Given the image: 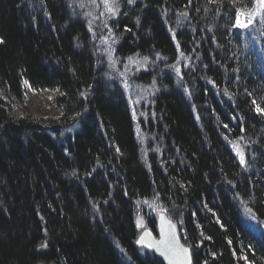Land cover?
Segmentation results:
<instances>
[{
  "label": "trees",
  "instance_id": "16d2710c",
  "mask_svg": "<svg viewBox=\"0 0 264 264\" xmlns=\"http://www.w3.org/2000/svg\"><path fill=\"white\" fill-rule=\"evenodd\" d=\"M0 39V264H162L156 210L194 264H264L256 0H0Z\"/></svg>",
  "mask_w": 264,
  "mask_h": 264
},
{
  "label": "water",
  "instance_id": "95a60500",
  "mask_svg": "<svg viewBox=\"0 0 264 264\" xmlns=\"http://www.w3.org/2000/svg\"><path fill=\"white\" fill-rule=\"evenodd\" d=\"M137 228L142 231V233L136 242V246L153 254L162 264H187L186 261L176 259L172 255V252L169 251L167 247L168 243H173L177 246L187 248L189 250L191 262L194 264L193 252L191 248L184 245L180 238L176 224L169 219L167 214L163 212L159 214L157 221V233H154L151 229L147 228L143 219L137 220Z\"/></svg>",
  "mask_w": 264,
  "mask_h": 264
},
{
  "label": "snow or ice",
  "instance_id": "6c2138e0",
  "mask_svg": "<svg viewBox=\"0 0 264 264\" xmlns=\"http://www.w3.org/2000/svg\"><path fill=\"white\" fill-rule=\"evenodd\" d=\"M93 3H95V0H92ZM105 6L108 8V11L110 13H112L113 15L117 14V6L120 2V0H103ZM189 3H191V0H188ZM256 2L261 6L264 7V0H256ZM128 4H134L135 0H127ZM241 17H243V19H241ZM237 24L238 25H242V26H247L249 23H251L250 20H248L247 16L244 14L243 9H238L237 10ZM0 43H3V40L0 39ZM253 103H256L255 101H253ZM256 111L258 113H264V108H260L259 106L256 107ZM242 162H243V157H242ZM73 175H75V173H73ZM251 210L249 209V212ZM42 246H46V245H42ZM151 247V245H150ZM169 251L172 252V255L176 258L179 259L181 261H186L187 264H192L191 262V258H190V254H189V250L187 248H184L183 246H177L173 243H168L167 245Z\"/></svg>",
  "mask_w": 264,
  "mask_h": 264
},
{
  "label": "rangeland",
  "instance_id": "374dc122",
  "mask_svg": "<svg viewBox=\"0 0 264 264\" xmlns=\"http://www.w3.org/2000/svg\"><path fill=\"white\" fill-rule=\"evenodd\" d=\"M134 68H138V64H133ZM148 92H138V94L135 92L134 93V102L138 103L141 100L145 99V95H148ZM28 95L30 98V105H31V110L34 114L39 115V116H57L58 111L57 109L49 104V96L52 95L51 92L48 93H38L33 91L31 88L28 89ZM155 211V210H154ZM160 210H156L155 214L156 216L159 214Z\"/></svg>",
  "mask_w": 264,
  "mask_h": 264
}]
</instances>
